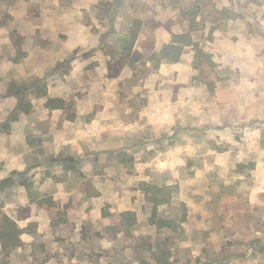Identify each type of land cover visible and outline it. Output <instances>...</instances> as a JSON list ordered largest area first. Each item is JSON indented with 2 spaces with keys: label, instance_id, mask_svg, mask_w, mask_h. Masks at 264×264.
Listing matches in <instances>:
<instances>
[{
  "label": "rangeland",
  "instance_id": "1",
  "mask_svg": "<svg viewBox=\"0 0 264 264\" xmlns=\"http://www.w3.org/2000/svg\"><path fill=\"white\" fill-rule=\"evenodd\" d=\"M135 19L132 51L111 54ZM174 35L189 41L179 61L159 62ZM18 89L29 112L5 125ZM45 92L65 109H44ZM220 113L234 145L192 127ZM0 141L14 142L0 144V214L30 218L34 195L65 213L26 222L32 242L0 264H264V0H0ZM17 141L34 149L26 169L7 160ZM143 181L171 186L159 217L178 222L185 205L179 230L149 224ZM123 211L136 227L121 230Z\"/></svg>",
  "mask_w": 264,
  "mask_h": 264
},
{
  "label": "trees",
  "instance_id": "2",
  "mask_svg": "<svg viewBox=\"0 0 264 264\" xmlns=\"http://www.w3.org/2000/svg\"><path fill=\"white\" fill-rule=\"evenodd\" d=\"M141 28V23L139 20L135 19L132 21V26L128 30L127 34L122 39V45L120 47V51H115L111 46H108L110 49V53H126L128 56V53L132 51L135 41L138 38V33ZM188 38L185 35H174V39L170 44L165 45L160 52L158 53L159 62L160 61H166L170 63H176L179 61L184 46L188 44L189 41H187ZM182 43L183 45L179 46V44ZM112 49V50H111ZM199 52V51H198ZM200 57H203L205 61H207L206 65H212L210 57L208 55H204L201 52L199 53ZM203 61V62H205ZM210 63V64H209ZM22 90V89H20ZM19 89L14 92L15 96L22 95V92ZM27 89L25 88L24 91ZM43 97L45 98L44 103V109L48 110H64L65 109V101L61 98L56 97H48L46 92L44 93ZM17 100L16 108L12 113L9 115V119L7 122H5V125L8 124V122H12L15 120L17 115L19 113L28 114L29 112V105L28 103H25L23 101L22 97ZM220 151V150H218ZM34 166H30L32 168ZM28 169V168H27ZM26 179H21L18 182V185H24ZM28 180V179H27ZM9 182V180L5 179L0 182V195L3 196L5 194V183ZM140 190L144 194L145 197V206L144 211L149 213L150 219L149 224L152 226H155L157 230H167L171 232H176L180 229V226L186 221V207L183 203L180 204L182 209V215L177 222L176 219H165L158 216L159 208L169 204L170 202V192H171V186H165V185H158L156 183L151 182H141L140 184ZM32 195V193L30 192ZM47 196L41 195L36 196L34 195V198H32L33 201L37 202L38 206L46 211H49L50 213H53L55 215V219L51 221L52 227H57V225L64 222L63 216L65 213L63 211H60V209L55 205L54 200L51 197L46 198ZM107 214H102V218H106ZM119 225L122 226L123 229L129 230L133 229L137 226L136 221V215L132 211H123L119 214ZM120 230V231H121ZM24 233L36 235L34 231L28 232L27 228H21L17 225V223L8 215L6 214H0V254H3L4 256L11 255L16 249L21 248L24 246L23 242L20 240V236ZM162 257L157 258L158 264H168V261L165 258L164 252H162Z\"/></svg>",
  "mask_w": 264,
  "mask_h": 264
},
{
  "label": "crops",
  "instance_id": "3",
  "mask_svg": "<svg viewBox=\"0 0 264 264\" xmlns=\"http://www.w3.org/2000/svg\"><path fill=\"white\" fill-rule=\"evenodd\" d=\"M219 51V50H218ZM217 51V53L215 54V57L216 59L214 58V62L216 64H218L220 61L219 60V57H221V54ZM219 53V54H218ZM179 82V81H178ZM175 84H178V83H175ZM180 84V83H179ZM179 86L180 89H193V86L191 85V82H190V78L187 80V82H183L181 83ZM219 86V85H217ZM160 94L163 95V93L161 92ZM161 99V98H160ZM163 99V97H162ZM217 110H220V112H222V110L224 109V107L220 104H217ZM213 108V106H212ZM205 113V112H204ZM260 114V111L257 112V114H252L251 115V118H259V115ZM160 115L161 117L163 118L164 116H167L168 113L166 110H164L163 112H160ZM200 116V115H199ZM228 117V115L225 113H220L219 115H216V118L215 116L212 117V121H209L210 120V117L206 118V115L202 118L200 116V118L196 121V123H194V125H192V127H195L196 128H200L199 126L201 124H205V123H211L212 127L210 129H212L213 131H216L218 132V135H219V139L223 142H225L226 144H229V145H234V131H236V129H239L237 126H234V125H229V124H225V125H222V119L225 118V117ZM169 118V116H168ZM206 118V119H205ZM254 119V121H255ZM172 120V119H171ZM169 119V122L171 121ZM253 121V122H254ZM163 122V126H164V123L166 124L167 121H162ZM196 124V125H195ZM194 129V128H193ZM194 129V130H195ZM206 129V128H205ZM8 141H0V144L3 145V148L2 149H5L7 146V144H14V142H8ZM18 143V148L20 149V152H16L15 154H11L8 156L7 160H9V162H11V164L18 168V170L20 169H26V161H25V155L27 152H34V149L32 148H29V146L26 144L25 141H17ZM30 149V151H29ZM8 152V151H7ZM228 151L227 152H223L222 154H217L218 156H216L217 160H220V158L222 159H227L229 156L228 154ZM212 154H215L212 152ZM260 164L258 165V168H259ZM28 168V167H27ZM27 171V170H26ZM57 188H58V194H69L68 193V190L66 189L65 185L63 184V182H59L56 184ZM67 190V191H66ZM26 197V199L28 198V194L29 192L26 190L24 191L23 193ZM34 205L30 206L32 207V210H33V213L30 214V218H26V220H16L14 219L11 215L8 214V212H5L6 215H8L9 217H11L19 227L21 228H26V222H33L35 224L38 225V227L42 226V220H43V217L41 215V213H44L43 211H46L42 208H39L37 207V205L35 203H33ZM36 209L39 210V214L36 213ZM17 211L14 210L13 212H11L12 215H14V213H16ZM47 212V211H46ZM49 222V221H47ZM20 240L23 242V244H28L30 242H32V236H28L27 233H24L20 236Z\"/></svg>",
  "mask_w": 264,
  "mask_h": 264
}]
</instances>
